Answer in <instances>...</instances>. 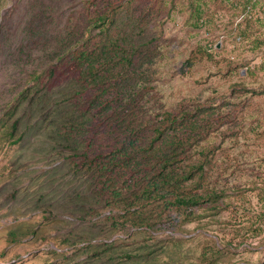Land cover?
Returning <instances> with one entry per match:
<instances>
[{
	"label": "rangeland",
	"instance_id": "rangeland-1",
	"mask_svg": "<svg viewBox=\"0 0 264 264\" xmlns=\"http://www.w3.org/2000/svg\"><path fill=\"white\" fill-rule=\"evenodd\" d=\"M110 1L0 0V264H264V0H117L122 19L149 6L162 18L142 37L143 80L123 101L143 133L182 102L217 108L185 162L204 161L203 187L185 188H215L226 203L169 209L143 207L139 188L118 195L77 163L88 135L65 128L89 113L76 78L22 100Z\"/></svg>",
	"mask_w": 264,
	"mask_h": 264
},
{
	"label": "trees",
	"instance_id": "trees-1",
	"mask_svg": "<svg viewBox=\"0 0 264 264\" xmlns=\"http://www.w3.org/2000/svg\"><path fill=\"white\" fill-rule=\"evenodd\" d=\"M251 7L246 4L247 10ZM163 8L165 10L158 11L166 14L171 11L165 3ZM152 9L153 6H149L142 12H128L122 19L120 3L111 0L93 16L94 31L86 40L60 56L45 74L32 75L37 83L22 92V100L28 99L33 90L39 92L76 78L83 86L82 107L89 117L84 126L79 121L69 122L65 132L74 136L83 128L81 134L88 135L86 149L75 153L76 161L95 170L103 187L118 195L121 191L139 188L136 199L143 207L161 204L169 209L210 203L220 207L226 202L215 188L203 189L202 193L186 192L185 188L187 182L203 187L197 174L199 171L200 178L204 176V161L200 164L185 162L193 147L211 135L214 124L210 113L217 108L201 102L190 105L182 102L176 109L161 112L152 121L148 136L143 133L142 122L136 124L132 112L124 109L126 93L143 80L142 73L134 68L136 56L142 55L147 45L148 39L142 37L156 29L162 19L158 16L151 19ZM195 11L196 21L202 22L203 10L196 6ZM192 61L189 57L188 63ZM127 102L131 106L137 104L135 99ZM18 125L19 120L15 118L10 125L11 135L18 130ZM202 151L207 155L209 150L201 148ZM139 220L150 230L154 228V220L146 211L141 212Z\"/></svg>",
	"mask_w": 264,
	"mask_h": 264
},
{
	"label": "water",
	"instance_id": "water-1",
	"mask_svg": "<svg viewBox=\"0 0 264 264\" xmlns=\"http://www.w3.org/2000/svg\"><path fill=\"white\" fill-rule=\"evenodd\" d=\"M242 72L244 73V70Z\"/></svg>",
	"mask_w": 264,
	"mask_h": 264
}]
</instances>
